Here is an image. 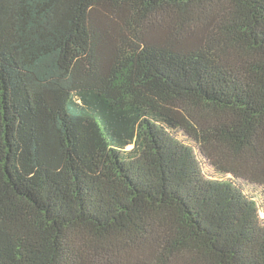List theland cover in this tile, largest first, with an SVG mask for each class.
<instances>
[{
  "label": "trees",
  "instance_id": "obj_1",
  "mask_svg": "<svg viewBox=\"0 0 264 264\" xmlns=\"http://www.w3.org/2000/svg\"><path fill=\"white\" fill-rule=\"evenodd\" d=\"M191 141L264 188V0H0V264H264Z\"/></svg>",
  "mask_w": 264,
  "mask_h": 264
},
{
  "label": "rangeland",
  "instance_id": "obj_2",
  "mask_svg": "<svg viewBox=\"0 0 264 264\" xmlns=\"http://www.w3.org/2000/svg\"><path fill=\"white\" fill-rule=\"evenodd\" d=\"M185 139V138H184ZM195 149L196 153L200 158V161L202 163V167L206 173V175L210 179H216V180H221V181H233L235 185H247L248 191L253 193V195H256L257 201L259 203V206L261 207V218L264 220V188L263 187H258V186H252L250 184H247L245 181L240 180V179H235L231 175H222L220 173H217L210 165L209 163L202 158V156L199 153V149L197 145L194 142H189Z\"/></svg>",
  "mask_w": 264,
  "mask_h": 264
}]
</instances>
